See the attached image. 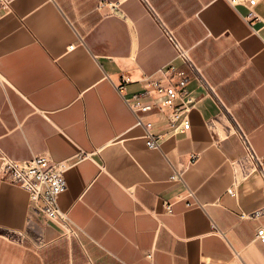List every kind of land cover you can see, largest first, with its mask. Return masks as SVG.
Here are the masks:
<instances>
[{
  "label": "crops",
  "instance_id": "1",
  "mask_svg": "<svg viewBox=\"0 0 264 264\" xmlns=\"http://www.w3.org/2000/svg\"><path fill=\"white\" fill-rule=\"evenodd\" d=\"M148 2L158 17L145 0L0 8V168L3 155L65 163L59 202L78 231L0 179V264H264V0ZM163 23L198 67L178 133L160 108L137 123L126 101L161 100L145 77L184 65ZM147 122L160 147L146 144Z\"/></svg>",
  "mask_w": 264,
  "mask_h": 264
},
{
  "label": "built area",
  "instance_id": "2",
  "mask_svg": "<svg viewBox=\"0 0 264 264\" xmlns=\"http://www.w3.org/2000/svg\"><path fill=\"white\" fill-rule=\"evenodd\" d=\"M14 0H0V8H9ZM149 7L158 13L152 5L145 0ZM232 4L248 3L255 4L256 0H229ZM253 10L251 15H253ZM164 29L168 37L174 43L177 49V57L183 61V66L170 63L163 70L162 78L145 77V91L155 92L161 95V100L144 101L145 94L140 93L127 97L126 101L136 115L137 123L143 124L141 113L148 112L155 108L165 111L169 132L178 133L190 128V110L195 107L198 102L197 97L190 91L188 83L191 74L198 71L195 61L191 58L188 49L184 48L173 31L164 25ZM130 81L129 75H123L121 80L116 83L119 91L124 90V86ZM146 144L149 147L161 146V135L153 131V122L145 124ZM241 137L246 144L248 157L255 163H260L259 157L253 151L248 137L241 132ZM67 167L65 163L57 162L48 155L39 154L30 159L17 161L7 155H3L0 168V179L7 180L23 187L29 194L30 209L43 215L60 225L69 235H77V227L70 217L69 211L63 209L59 202L61 193L67 188V180L65 171ZM182 177V172H176L172 175ZM234 192L232 188L229 189ZM189 195H192L190 193ZM190 203V201H188ZM167 211L172 210V204L166 203ZM258 239L264 243V226L257 229Z\"/></svg>",
  "mask_w": 264,
  "mask_h": 264
}]
</instances>
